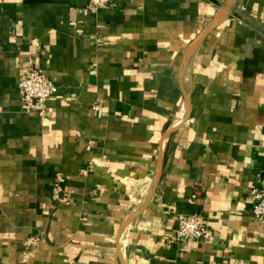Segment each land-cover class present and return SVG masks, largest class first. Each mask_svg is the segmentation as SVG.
Masks as SVG:
<instances>
[{"label":"crops","instance_id":"crops-1","mask_svg":"<svg viewBox=\"0 0 264 264\" xmlns=\"http://www.w3.org/2000/svg\"><path fill=\"white\" fill-rule=\"evenodd\" d=\"M228 1L0 0V264H264V0L189 54ZM29 61L59 88L45 118ZM181 214L212 237L178 241Z\"/></svg>","mask_w":264,"mask_h":264},{"label":"built area","instance_id":"built-area-1","mask_svg":"<svg viewBox=\"0 0 264 264\" xmlns=\"http://www.w3.org/2000/svg\"><path fill=\"white\" fill-rule=\"evenodd\" d=\"M113 0H88L86 11L90 13L106 9ZM19 94L25 105L26 113H36L40 118L47 114L48 101L58 94L59 88L55 81L47 77L43 69L35 67L33 61L27 63L19 81ZM84 175L87 171L82 172ZM64 177L58 174L53 184L52 198L59 202L64 193ZM253 198V214L257 221L264 220V170L257 185L251 190ZM176 237L183 242H207L212 237V231L206 218L200 214L177 217ZM40 237L29 238L24 246L27 250L36 249L40 244Z\"/></svg>","mask_w":264,"mask_h":264},{"label":"water","instance_id":"water-1","mask_svg":"<svg viewBox=\"0 0 264 264\" xmlns=\"http://www.w3.org/2000/svg\"><path fill=\"white\" fill-rule=\"evenodd\" d=\"M234 3V0H229L226 5L223 7L222 11L219 13L217 19H216V22L211 25L208 29H206L204 31V33L202 34V36L199 38V41L196 43L197 45L190 51V56L191 54L194 53V51L196 50V48L203 42V40L206 38V36L214 29L216 28L220 23L221 21L223 20V18L226 16V14L229 12L232 4ZM188 62L186 63V65H188ZM189 106V105H188ZM158 178H160V173L158 174ZM156 188L153 189L152 193H151V196H150V199L153 197L154 195V192H155Z\"/></svg>","mask_w":264,"mask_h":264}]
</instances>
